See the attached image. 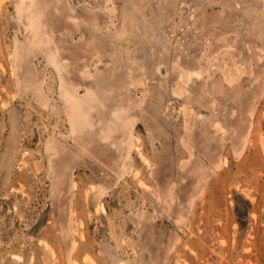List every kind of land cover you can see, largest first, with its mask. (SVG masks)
I'll list each match as a JSON object with an SVG mask.
<instances>
[{
    "label": "rangeland",
    "instance_id": "obj_1",
    "mask_svg": "<svg viewBox=\"0 0 264 264\" xmlns=\"http://www.w3.org/2000/svg\"><path fill=\"white\" fill-rule=\"evenodd\" d=\"M0 264H264V0H0Z\"/></svg>",
    "mask_w": 264,
    "mask_h": 264
},
{
    "label": "bare ground",
    "instance_id": "obj_2",
    "mask_svg": "<svg viewBox=\"0 0 264 264\" xmlns=\"http://www.w3.org/2000/svg\"><path fill=\"white\" fill-rule=\"evenodd\" d=\"M67 100H68V99H67ZM69 101H70V99H69ZM74 101H75V100H74ZM72 104H73V103H72ZM74 104L76 105V103H74ZM72 106H73V105H72ZM73 109H74V106H73ZM73 111H74V110H73ZM73 111H72V112H73ZM69 112H70V111H69ZM75 113H76V111H75ZM75 113H74V114H75ZM73 116H74V115H73ZM70 117H71V116H70ZM74 119H75V118H74Z\"/></svg>",
    "mask_w": 264,
    "mask_h": 264
}]
</instances>
